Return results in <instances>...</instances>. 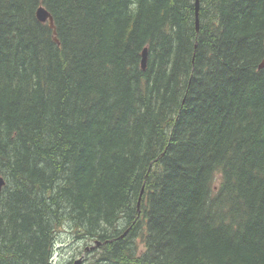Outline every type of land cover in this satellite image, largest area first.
I'll list each match as a JSON object with an SVG mask.
<instances>
[{
  "label": "trees",
  "instance_id": "obj_1",
  "mask_svg": "<svg viewBox=\"0 0 264 264\" xmlns=\"http://www.w3.org/2000/svg\"><path fill=\"white\" fill-rule=\"evenodd\" d=\"M195 2L0 0V264H264V0Z\"/></svg>",
  "mask_w": 264,
  "mask_h": 264
},
{
  "label": "rangeland",
  "instance_id": "obj_2",
  "mask_svg": "<svg viewBox=\"0 0 264 264\" xmlns=\"http://www.w3.org/2000/svg\"><path fill=\"white\" fill-rule=\"evenodd\" d=\"M58 242L59 245L55 250L53 264H75L79 260H82L81 264H87L84 261L88 257L86 255L88 251H91L92 247L96 246L94 242L87 244L73 241L72 236H69L65 230L59 234Z\"/></svg>",
  "mask_w": 264,
  "mask_h": 264
},
{
  "label": "water",
  "instance_id": "obj_3",
  "mask_svg": "<svg viewBox=\"0 0 264 264\" xmlns=\"http://www.w3.org/2000/svg\"><path fill=\"white\" fill-rule=\"evenodd\" d=\"M199 0H196L195 2V17H196V26L197 28L199 27ZM37 17L39 19L40 22L42 23H49L50 26L52 28H54V22H53V18L52 16L50 15V13L43 7H40L37 11ZM146 58H147V51L145 50L143 52V60H142V67L145 69L146 67ZM264 67V61L263 63L261 64L260 68H263ZM4 185V180L3 178H0V190L1 188L3 187ZM128 232H125L124 236L127 234ZM102 243L97 241L96 242V246L92 247L91 250H94L96 249L97 247L101 246ZM82 263V260H79L77 261L75 264H81Z\"/></svg>",
  "mask_w": 264,
  "mask_h": 264
},
{
  "label": "bare ground",
  "instance_id": "obj_4",
  "mask_svg": "<svg viewBox=\"0 0 264 264\" xmlns=\"http://www.w3.org/2000/svg\"><path fill=\"white\" fill-rule=\"evenodd\" d=\"M143 68V67H142Z\"/></svg>",
  "mask_w": 264,
  "mask_h": 264
}]
</instances>
